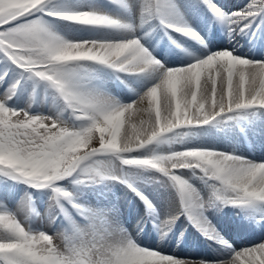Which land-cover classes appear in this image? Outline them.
<instances>
[{
    "label": "snow or ice",
    "instance_id": "snow-or-ice-1",
    "mask_svg": "<svg viewBox=\"0 0 264 264\" xmlns=\"http://www.w3.org/2000/svg\"><path fill=\"white\" fill-rule=\"evenodd\" d=\"M0 264H264V0H0Z\"/></svg>",
    "mask_w": 264,
    "mask_h": 264
},
{
    "label": "bare ground",
    "instance_id": "bare-ground-1",
    "mask_svg": "<svg viewBox=\"0 0 264 264\" xmlns=\"http://www.w3.org/2000/svg\"><path fill=\"white\" fill-rule=\"evenodd\" d=\"M226 2L228 4L234 6V5L238 4V3H240V0H226ZM211 39H212L213 44L223 43V39H222L221 35L218 34V33H216V34L214 33L212 35ZM161 45L162 46H161L160 50L163 52V47L165 46V44L163 42H161ZM121 193H122V189H120L118 191V194H121ZM226 212H227V210H225V213ZM181 220H182V223H181L180 227H181V230H183L184 227L186 226L187 222L184 221L183 218H181ZM131 222L134 223L135 220L132 219ZM223 231L225 233H227L229 236L235 235V233L232 230V220H230L226 224V226L223 229ZM185 235H186L187 239H186V241L184 243V246L182 248L177 249L176 243L174 242L172 244L173 249H176L177 251H181V252H184V253H189V254H192V255H206V254H208L209 249H208V247L206 245H204V249H195V247H194V248H191L190 250H187L188 246L192 245V243H195L194 239L192 237L196 236V235H200L198 232H196L195 229H193L190 226H188L187 227V231L185 232ZM236 239H237V241H239V237L238 236L236 237Z\"/></svg>",
    "mask_w": 264,
    "mask_h": 264
}]
</instances>
